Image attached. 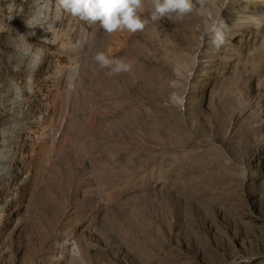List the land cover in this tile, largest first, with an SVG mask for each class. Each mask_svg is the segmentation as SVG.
<instances>
[{
  "label": "rangeland",
  "instance_id": "obj_1",
  "mask_svg": "<svg viewBox=\"0 0 264 264\" xmlns=\"http://www.w3.org/2000/svg\"><path fill=\"white\" fill-rule=\"evenodd\" d=\"M193 4L109 34L0 0V264H264V0Z\"/></svg>",
  "mask_w": 264,
  "mask_h": 264
},
{
  "label": "clouds",
  "instance_id": "obj_2",
  "mask_svg": "<svg viewBox=\"0 0 264 264\" xmlns=\"http://www.w3.org/2000/svg\"><path fill=\"white\" fill-rule=\"evenodd\" d=\"M201 6L204 0H199ZM57 9L72 17L90 23H98L107 33L142 31L149 20L142 18L144 0H56ZM150 19L155 22L164 17L182 19L194 8L193 0H151ZM205 30L211 44L219 48L225 42V36L218 23L206 24ZM93 60L101 67L108 68L109 75L128 73L133 64L123 58H110L103 51L93 54Z\"/></svg>",
  "mask_w": 264,
  "mask_h": 264
}]
</instances>
